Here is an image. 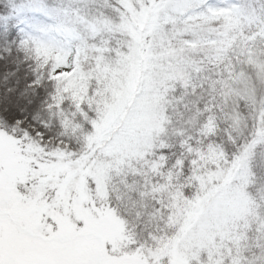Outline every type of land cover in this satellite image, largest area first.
Masks as SVG:
<instances>
[{
  "label": "snow or ice",
  "instance_id": "6c2138e0",
  "mask_svg": "<svg viewBox=\"0 0 264 264\" xmlns=\"http://www.w3.org/2000/svg\"><path fill=\"white\" fill-rule=\"evenodd\" d=\"M0 264H264V0H0Z\"/></svg>",
  "mask_w": 264,
  "mask_h": 264
}]
</instances>
